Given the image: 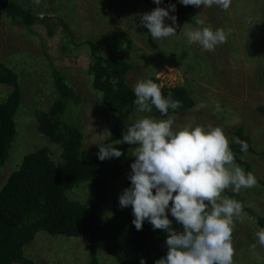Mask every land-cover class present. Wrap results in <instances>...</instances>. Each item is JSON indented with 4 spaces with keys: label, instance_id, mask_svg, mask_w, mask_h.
Wrapping results in <instances>:
<instances>
[{
    "label": "rangeland",
    "instance_id": "obj_1",
    "mask_svg": "<svg viewBox=\"0 0 264 264\" xmlns=\"http://www.w3.org/2000/svg\"><path fill=\"white\" fill-rule=\"evenodd\" d=\"M31 7L35 15L45 16L44 22L30 27L11 20L0 12V59L18 74L22 89V106L16 114L17 135L10 157L0 172V188L12 171L17 169L26 153L47 147L51 157L59 161L61 147L40 133L35 111L47 109L56 95L50 63L67 77L80 99V109L70 107L68 116L81 119L84 132L82 153L90 157L105 143L113 123V113L102 105L91 78L88 40L100 43L99 54L118 57L133 64L127 75L131 86L141 79L156 76L167 86L184 85L195 105L191 109L170 114L175 126L188 123L222 127L231 139L241 127L252 138L254 152L245 153L243 160L258 179V187L242 189L243 222L237 221L233 233L236 249L235 264H264V247L257 245L255 232L261 229L256 216H264V0H232L225 11L218 6L195 7V11L213 28H231L227 42L214 51H205L199 44H188L184 35L189 28L177 19L175 36L149 40L140 16L150 12L145 0H18ZM62 21L69 27L68 33ZM171 24V20L166 21ZM11 87L0 83V102ZM147 113L136 112L128 124ZM167 118L157 117L156 119ZM127 143L113 147L124 151ZM134 146L127 148L129 163ZM246 172L245 164H239ZM128 170L118 180L113 196L102 205L100 213L110 214ZM231 189L223 195L231 198ZM68 197L90 204L94 188L89 182L67 192ZM25 255L36 264H88L85 237L51 235L39 231L28 245ZM99 264H120L98 250ZM259 257V259L257 258Z\"/></svg>",
    "mask_w": 264,
    "mask_h": 264
},
{
    "label": "trees",
    "instance_id": "obj_2",
    "mask_svg": "<svg viewBox=\"0 0 264 264\" xmlns=\"http://www.w3.org/2000/svg\"><path fill=\"white\" fill-rule=\"evenodd\" d=\"M150 11L157 7L154 0H145ZM175 4V12H171L181 22L197 25L196 19L202 18L194 6H184L179 0H162L160 7L167 8ZM0 12L11 20L20 21L30 27L38 22L46 21V17L35 15L31 7L24 6L18 0H0ZM168 21V19H166ZM165 21V22H166ZM68 33L69 27L62 21ZM205 26L207 24L205 23ZM149 40V30L143 26ZM90 46L91 78L94 89L99 93L102 105L113 113V123L107 143L120 142L125 132L126 119L137 112L134 104L133 86L127 80L133 64L118 58L105 57L99 54L100 43L97 40L84 42ZM264 56V30H263ZM56 95L47 109L35 111L40 133L61 147L59 161L54 160L47 147L26 153L17 169L11 172L5 184L0 188V264H36L25 255V246L34 240L39 231L51 235L61 234L68 237H85L87 241L88 264H99L98 250L112 255L120 264H155V261L166 255L167 233L154 230L146 220L142 230L133 225L131 206L121 208L119 195L130 186L127 172L125 184L115 199L110 214L102 215L100 209L113 196L114 188L128 168L126 144L123 155L104 161L98 159V151L90 157L83 155L84 132L81 119L69 117L68 110L80 109L79 95L67 80L65 74L50 63ZM154 82L161 84L158 77L152 76ZM0 83L11 87L7 97L0 102V172L5 166L17 135L16 114L22 106V89L19 74L6 62L0 59ZM165 96L169 92L173 99L181 101V107L169 110V115L191 109L195 100L184 85H163ZM147 115L162 117L153 108ZM235 138L246 141L248 152H254L251 136L241 127L234 130ZM236 155L237 164L250 166L241 157L240 145L230 143ZM264 153V151L262 152ZM89 182L94 188L92 203L86 204L68 197L67 192L81 184ZM231 198L241 201L240 194L232 192ZM243 209L249 210L243 207ZM250 211V210H249ZM252 212V211H250ZM173 227L180 229L174 218ZM256 221L264 228V216L257 215Z\"/></svg>",
    "mask_w": 264,
    "mask_h": 264
},
{
    "label": "clouds",
    "instance_id": "obj_3",
    "mask_svg": "<svg viewBox=\"0 0 264 264\" xmlns=\"http://www.w3.org/2000/svg\"><path fill=\"white\" fill-rule=\"evenodd\" d=\"M39 3L40 0H35ZM162 0H154L156 8L140 16L153 40L176 34L177 17L172 15L176 5L160 7ZM184 6L210 8L218 6L227 11L232 0H179ZM166 19L171 20L167 24ZM199 26L189 28L184 35L188 44H199L205 51H214L227 42L231 28L213 29L205 20L196 19ZM163 84L152 79L138 80L133 92L134 104L140 113H151L153 108L162 117L145 115L128 124L127 131L117 143L134 146L135 157L128 174L130 186L119 195V206H131L135 228L142 230L147 220L154 230L166 232V255L155 264H235L233 233L237 221L243 222V203L223 193L231 189L258 187V179L236 162L230 143L240 145L247 153L248 143L235 138L230 141L219 126L188 123L175 126V117L169 110L181 107L169 92H162ZM98 159L119 158L122 151L112 143H100ZM243 159V157H241ZM174 218L180 229L174 228ZM257 242L251 245L255 254L257 245L264 247V228L255 232ZM259 259V257H257ZM140 264H145L142 258Z\"/></svg>",
    "mask_w": 264,
    "mask_h": 264
}]
</instances>
